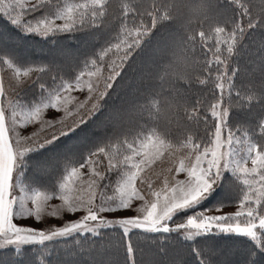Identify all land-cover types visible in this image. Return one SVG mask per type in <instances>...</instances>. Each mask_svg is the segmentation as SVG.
I'll return each mask as SVG.
<instances>
[{
    "label": "snow or ice",
    "instance_id": "obj_1",
    "mask_svg": "<svg viewBox=\"0 0 264 264\" xmlns=\"http://www.w3.org/2000/svg\"><path fill=\"white\" fill-rule=\"evenodd\" d=\"M225 4L228 7L231 6L230 0H225ZM102 7L98 0H89L87 3L57 10L51 18L49 15H44L37 19L35 24L29 20L22 30L26 34L46 36L52 31L69 32L92 26L100 27L106 24L103 19L105 17L98 15ZM16 8L22 9L25 15L41 10L50 12L52 9H58V0H35L28 7H25V0H14L9 3H3V0H0V12L9 16L13 26L21 24V14L12 16L9 12ZM130 14H133L131 20H129ZM130 14L127 17L122 15L118 19L125 24L126 28L131 24L134 29L140 30H121L116 36L117 42L111 43L99 53L101 61L109 53L114 56L108 63L109 73L103 78V87H95L91 80H83L84 73L76 77L75 87L80 88L86 84L92 103L90 107H85L88 101L78 104L75 119L71 121L67 119L73 115L67 107L72 98L66 94L73 87L71 83H64L55 93H49L47 102L37 103L30 111H18L19 105L12 100L0 101V264H16L15 256L23 255L22 249L25 246L40 245L47 248L45 242H51L57 237L71 238L74 234L85 239L88 238L87 234L103 236L104 233L101 230L104 229L120 230L119 235L125 238L126 242L128 264H135L134 248L130 242L131 235L161 234L156 239L165 236V240L168 241L173 239L172 234L179 236L181 230H183V239L189 241L197 236L220 233L250 238L251 243L242 253L233 249L222 254L220 250L210 246H194L191 249V255L198 264H264V241H259L257 236V230L264 232V130L259 125L258 117L256 124L251 127V132L253 136L261 138L259 147L257 143L251 141L245 144L241 137L231 131L225 141L222 138L223 129L229 127L230 114L227 119L222 116V89H219V96L213 93L214 100L219 99L220 103L210 105V115L216 121L213 137L207 142L197 138L204 143L203 148L201 143L196 147L193 142L194 146L184 149L178 157H169L168 154L165 155L167 152L164 150V145L150 130L145 132L143 129L140 131L127 129L120 133L123 139L115 136L109 138L117 140L116 148L112 143L96 146L94 149L89 148L87 160L81 162L79 168L72 167L64 178V182L59 185L58 198L63 201L68 212L75 213L83 208L86 215L49 231L31 226L21 227L13 222L14 218L31 216H35L36 222H39L46 202L53 198L41 191L28 194L21 185L19 175H22L26 168L35 167L38 171L46 170L44 165H34L30 159L31 154L54 144L61 137L70 136L76 132L77 128L87 125L89 119L102 115L105 105L101 102L107 97L108 90L113 88V83L121 75L130 57L149 36V32L143 27L144 17L139 14V11ZM55 19H62L64 23L54 28ZM253 29L264 30V20L258 21L249 31ZM174 37L176 41L175 33ZM18 42L19 38L14 33L0 29V65H7L9 69H12L17 63H26L20 60L12 49V46ZM201 43L207 44L206 41ZM260 47L264 48V41L260 42ZM91 64L96 66L97 61L92 60ZM213 64L217 66L214 71L218 72L219 63L213 61ZM99 71L100 69L97 68L96 72H89L87 75L91 78ZM16 73L20 74L19 68L16 69ZM27 74V72L24 73V75ZM44 87L45 85L41 83L42 94ZM5 95L3 82L0 81V96ZM49 107H62L65 119L56 120L53 117L46 121L42 120L41 114ZM201 119L207 121L208 117L199 115L197 124ZM37 120L41 123L38 130L32 131L29 135H20L18 126L27 130V125ZM240 131H245L243 125ZM225 142L228 145V151H222ZM234 144L240 147H233ZM64 159L72 160V154L64 156ZM162 159L169 160L172 165L178 163V166L157 172L153 165ZM249 160L251 167L246 166ZM86 166L89 168V176L85 181L77 184L76 181L81 176L80 169ZM173 170L175 173H186L187 179H175L170 175ZM225 172H230L236 179H242L244 187L239 191L233 184L235 193L233 199H238L239 210L234 214L208 215L209 209L205 208L187 215L186 222L174 221V217L178 214L197 209L222 180ZM14 173L18 174L15 182ZM113 173L120 176L119 183L114 187L110 183ZM162 175V183L156 186L153 177L158 181ZM17 187L22 193L20 196L13 195ZM133 201H143V204L130 216H119L118 210L132 212ZM28 202L32 207L28 206ZM223 206L224 203H220L212 207L219 210ZM102 213H109V218H104L100 215ZM170 222L174 226L170 227ZM134 230H140V232L134 233ZM146 239H150L149 235H146ZM252 241L257 243L253 244ZM8 249L15 251L8 252ZM216 257L220 259H214ZM177 264H184V262L178 261Z\"/></svg>",
    "mask_w": 264,
    "mask_h": 264
},
{
    "label": "trees",
    "instance_id": "obj_2",
    "mask_svg": "<svg viewBox=\"0 0 264 264\" xmlns=\"http://www.w3.org/2000/svg\"><path fill=\"white\" fill-rule=\"evenodd\" d=\"M63 1L64 0H58V8L62 5ZM75 1L78 2V0ZM79 1L81 3L85 1L89 2V0ZM121 3L122 0H110L109 11L112 15L122 17L123 9ZM135 6L140 8L142 4L138 2ZM55 10L58 9H52L50 12L41 10L36 13L24 14V16H20L21 24L19 26L11 25L9 16L0 12V29L11 31L19 38V42L12 46V49L20 60L26 62L24 64L17 63L14 68L25 70L28 73L27 78L22 79V81L18 83L14 93H18L24 103L30 106L38 103L43 97L47 98L49 93H55V91L61 87L63 79L73 81L78 73L86 69L92 56H99L103 48L110 46L111 43L117 42L116 36L121 32L120 19L113 20L111 15L103 18L106 24L100 27L92 26L87 29L76 31L55 32L52 34L49 33L46 36L40 34H26L23 32V26L29 20L33 22L34 19H40L44 15H49L50 17L55 14ZM17 13L19 12H16V14ZM16 14L11 12L12 16ZM132 15L133 14L129 15V20L132 19ZM232 15L235 17V10H233ZM144 20L148 27H151V18L144 17ZM242 22L246 24L247 20L243 19ZM129 26L132 25L130 24ZM261 41H264V30L253 29L246 34L243 43L250 50L259 52L260 50H264V48L260 47ZM174 43L173 26L169 23H158L157 26L151 30L149 36L142 41L140 48L130 57L124 69L121 71V75L117 77L113 89L109 92L105 100V107L102 110L103 114L94 119L96 122L90 126V129L91 127L98 129L95 131L93 137L87 139L83 143H78V149L75 148V151H70L66 143L71 141L72 137L79 135L81 130L78 131V128L76 130L77 132L72 133L70 136L61 137L54 144L32 153L30 159L34 162V165H41L42 163L46 166L47 171L41 173L36 171L37 169L35 167L26 168L23 172V181L30 186L37 185L44 188L45 191L57 190L61 180L60 174L68 167V164H73V162L81 163L82 160L80 159L85 158V154L88 152L89 148L94 149L96 146H104V144L108 143L107 140L109 136L104 139V133L116 131L117 129L125 131L130 128L135 131L143 129L147 132L150 130L153 126L152 122L143 116L137 115L136 108L146 100L149 94H154L153 89L157 87L154 79L157 69L160 62L166 58ZM76 44L82 45V48L75 49ZM196 44L198 55L204 59H208V57L212 59L211 49L213 48L214 41L207 43V47H205V45L199 41V37H197ZM61 50H64L66 55H64ZM113 58V54L109 53L108 56L104 57L103 61L100 60V57L97 60V62L101 64L105 75L109 73L108 63ZM29 69L31 70L29 71ZM0 71L4 88H8L12 83H15V76H13L12 80L10 79V75L14 73L13 68L9 69L7 65H0ZM209 72L214 73L211 68ZM41 83L45 85L43 94L40 88ZM214 92L216 96H219L218 89H216L214 85H193L192 89L188 92V98L192 105H196L198 102L203 101L199 115L201 117L205 115L208 117L207 121L201 119L200 123L196 125L197 138H202L204 136L207 138L208 134V136L211 137L210 133L213 129H209V124L213 123L214 119L210 115V105L215 102L213 98ZM230 98L235 101V94H232ZM125 100H129L128 104ZM120 105H123L122 110H119ZM230 110L231 115L229 119L232 124L239 128H241V125H244L247 131H251V127L256 124L257 118L261 114V110L255 106L252 111H238L235 108ZM120 122L127 123L128 125H126V127L118 125L120 128H116L117 126L115 124ZM106 123H113L114 128L108 130L99 128ZM89 124L91 123H87V125ZM205 124H207V128H205ZM249 125H251V127H249ZM86 131L87 129L84 130V132ZM89 132L92 133L91 131ZM170 136L173 140L176 139L175 133H170ZM255 138L258 145H260L261 138ZM200 140L201 139H197V141L194 142H200ZM208 140L204 139L205 142ZM202 144L204 143H201V146H203ZM72 146L76 147L73 144ZM69 154H72L75 161L70 162V160L64 159V156ZM52 158L55 159L54 163ZM58 169L59 174L56 173ZM115 178L116 176L113 175L111 177V182H115ZM197 209L203 210L204 204H201ZM197 209L189 210L187 213H180L178 216L183 217L182 219H186L187 215H190ZM175 218L176 217H174V219ZM115 231L116 230L112 229H104L102 230L104 233L103 236L93 237L87 235V239L80 236H73L61 241V243L60 241L49 242L46 244L47 248L39 245L26 246L22 249L23 255L15 256L16 264H60L57 258L68 256L69 254H67V252L70 253L73 249L78 247V249H83V251L79 253V251L74 250L76 252L74 254V259H70V256L67 258L70 264H128L126 243H118L117 247L108 245V248L110 247L111 250L115 251L114 255L116 259L113 261H107L100 255V252H108V248L100 247V244L108 243V239L114 236ZM139 232L140 230H134V233ZM146 235H149L150 239H146ZM159 235L161 234L131 235L130 242L134 248V258L138 260L136 264H138V262H141V264H159V260L160 264H177L178 261H183L184 264H198L191 255V249L194 246H210L213 249L220 250L222 254H225L233 249H237L242 253L245 251L246 246L251 243L249 238L247 239L243 236L223 233L202 235L190 241L184 240L182 234H179V236L177 234H172L173 239L168 241L165 240V236H160L157 240L156 238ZM121 239L124 240L123 237ZM116 242L118 241L112 243ZM135 242H138L137 246L139 247H135ZM162 250L163 254L159 257V255H161L160 251ZM7 251L14 252L15 250L8 249ZM168 251L179 254L177 256H169V254H166ZM151 253L153 254L152 256ZM98 255H100V257L94 259ZM157 257L159 259L155 260L154 258ZM5 259H7V257H5ZM214 259L219 260L220 257Z\"/></svg>",
    "mask_w": 264,
    "mask_h": 264
},
{
    "label": "clouds",
    "instance_id": "obj_3",
    "mask_svg": "<svg viewBox=\"0 0 264 264\" xmlns=\"http://www.w3.org/2000/svg\"><path fill=\"white\" fill-rule=\"evenodd\" d=\"M98 2L103 6L98 15L118 19L109 11L110 0ZM138 2L142 4L140 8L135 6ZM230 4L231 7L226 6L225 0H122L123 16L139 11L141 16L151 18V27L146 22L143 24L149 33L156 24L164 22L171 24L176 34L174 45L154 77L157 84L154 94H149L136 108L137 115L152 122L150 131L164 145L169 157H178L197 141V117L202 103H190L188 92L193 85H214L229 96L228 104L223 107L224 119L232 108L252 111L255 106L264 110V50L253 51L243 43L249 29L264 20V0H230ZM243 19L247 20L246 24ZM129 25L126 28L121 23L120 29L140 30ZM197 37L200 42L214 41L212 59L197 54ZM213 61L220 65L215 73L209 72ZM232 94L235 101L230 98ZM214 103L219 104V99ZM258 122L264 130V111ZM170 133L176 134L175 140Z\"/></svg>",
    "mask_w": 264,
    "mask_h": 264
},
{
    "label": "rangeland",
    "instance_id": "obj_4",
    "mask_svg": "<svg viewBox=\"0 0 264 264\" xmlns=\"http://www.w3.org/2000/svg\"><path fill=\"white\" fill-rule=\"evenodd\" d=\"M9 2H14V0H3V3H9ZM34 2H35V0H25V7L30 6ZM87 2L88 1H85L84 3H87ZM78 4H82V3L79 0H78V2L75 1V0H64L62 2V5L58 8V10H62L64 8H66V7L73 6V5H78ZM56 11L57 10H55L54 13ZM9 12H12L13 14H16V12H19L21 14V16H24L23 10L20 9V8H16L14 11L13 10H9ZM51 16H50V18H51ZM36 20L37 19H34L33 22L32 21L31 22L33 24H35ZM63 23H64V21L62 19H55L54 22H53V27L55 28V26L62 25ZM77 27H79V25ZM55 32L56 31H52V32H49V33L52 34V33H55ZM80 47L82 48V45L76 44L75 49L80 48ZM61 51L63 52L64 55H66L64 50H61ZM98 59H99L98 55L92 56V58H90V60H89V63H88V66L86 67V69L81 71L80 73H78L77 76H79L81 73H84L83 80H85V81L91 80V82L93 83V85L95 87L102 88L103 87V78L106 77L108 74H106V75L104 74L103 68L101 67V64L99 62H97L96 66H93L91 64L92 60H96L97 61ZM208 59H210V57H208ZM215 67H217V66L215 64H213L211 69L214 71ZM97 68H99L100 71L96 75H94L91 78H89L87 73L96 72ZM16 69L17 68H13L14 73H13V75H10V79L11 80H12L13 76H15L14 77L15 83H12L10 87L5 88L6 95L5 96H0V101L12 100V101H14L15 103H17L19 105L18 111H21V112L30 111L36 106L37 103L34 104V105H31V106L27 105V104L24 103L23 99L20 97V95L18 93H14L18 83L20 81H22V79L27 78V75H24V73L27 72V71L19 69L20 74L17 75ZM229 71H231V66L229 67ZM214 73H215V71H214ZM75 79L73 81L72 80L63 79L62 80V84H61V86L64 83L73 84L72 89L68 93H66L69 97L72 98L70 103L67 105L69 111H71L73 113L72 116L67 117V119L69 121H71L72 119L76 118L75 110H76V107H77L78 104L83 103L85 101H88V103L85 105V107H90V105L92 103V100L89 99V90H88L86 84L83 87L77 88V87H75ZM0 81L3 82L1 71H0ZM115 83H116V81L113 83V87H114ZM112 89L108 90V94H109V92ZM218 92H219V95H220V90L219 89H218ZM107 97H108V95H107ZM107 97L105 98V100L107 99ZM48 98H49V96L47 98L43 97L42 100H40L39 102H47ZM228 99H229L228 95L226 93H223L222 107H224V106H226L228 104ZM105 100L101 102L104 105H105ZM128 101L129 100H125V102L127 104H128ZM122 106L123 105H120L119 110H122V108H123ZM81 111H83V110H81ZM230 115H231V110H230ZM6 116H7V114H6ZM98 116H100V115H98ZM98 116L93 117L92 119L88 120V123H91V124L85 125V126L82 125L79 129L77 128L78 131L81 130L79 135L78 136L76 135L77 137L76 136L72 137L71 141L66 143V145L69 146L70 151H75V148L78 149V143H83L87 139H91L93 137L95 131H97L98 129H96L94 127H91V129H90V126L94 122H96V120H94V119H96ZM53 117H55L56 120L65 119L64 109L62 107H58V108L49 107V108L45 109L43 111V113L41 114V119L45 120V121L49 120V119H52ZM229 118H230V116H229ZM215 122L216 121L214 119V122L211 123V119H210V123L211 124H209V129L210 130H211V128L213 129L211 131V133H210L211 137L208 136L209 134L207 135V138L205 136L202 137L203 142L206 141V140L204 141V139L208 140V139L213 137ZM6 123H7V119H6ZM115 125L117 126L116 128H120L119 126H125L126 127V125H128V124L120 122V123H117ZM228 125H229L228 128L223 129L222 138L225 141L227 140V135H228L229 131H231V132L235 133L236 135H238L239 137H241L245 141V144L247 142H249V141L257 143L256 138L253 136L251 131H247V134H246L245 131H240V128L239 127H235L232 124V122L230 121V119H228ZM113 126H114L113 123H111V124L110 123H108V124L106 123V124H103L99 128L102 129V130H104V129L108 130V129L114 128ZM40 127H41V123H40L39 120H37L34 123L28 124L27 125V130L24 127H20V126H18L17 130L20 132V135L23 136V135L31 134L32 131L38 130ZM85 129H87L86 132H84ZM89 131H91L93 134L90 133ZM122 131L123 130H121V129H117L116 131H109V133H104L103 137H104V139H106L107 136H109V138H112L114 136L115 137L118 136L120 139H122L123 136H120V133ZM80 134H82V135H80ZM9 135H10V138H11L12 134L10 133ZM109 138L107 140L108 143H112L113 147L116 148L117 147V140L116 139H111L110 140ZM202 140H200L201 143H202ZM72 144L75 145L76 147L72 146ZM202 145L204 146V144H202ZM257 145H258V143H257ZM203 146H202V148H203ZM233 147H240V145H235L234 144ZM258 147H259V145H258ZM222 151H228V145H227L226 142H225V144H224V146L222 148ZM165 155L167 156V153ZM87 158L88 157H87V153H86L85 154V158L80 159V160H82V162H84V160H87ZM52 159H53V163H54L55 159L54 158H52ZM77 159H79V158H77ZM73 161H75V158L70 160V162H73ZM104 162L106 163V160ZM78 163L73 162V164H68V167H66L62 171V173L60 174L61 180L59 182V185L64 182V178L67 176L68 172H70L72 167L79 168L80 163L79 164ZM41 165H44V164L41 163ZM176 166H178V163L176 165H172L169 160L162 159L160 161H157V163L155 165H153V168H155L157 172H162V171L166 170L168 167H173V169H174ZM246 166L247 167H251L252 166L250 160L248 161ZM36 171H38V170H36ZM45 171H47V169ZM38 172L42 173L43 171H38ZM56 173L59 174V169L56 170ZM80 173H81V176H80V179L76 181L77 184H79L81 181H85L88 178V176H89V168L87 166L84 167V168H81L80 169ZM17 175H18L17 173H14V182H15V179H16ZM113 175L116 176V178H115L116 180H115V182H111L110 181V183L114 187L115 185H117L119 183L120 176L117 175L116 173H113V174H111V177ZM170 175L174 176L175 179H177V180L187 179L186 173H175L174 170H173V172ZM19 179H20L21 185L23 186V188L25 189V191L28 194H32V193H34L36 191H41V192H44L45 194L51 195L53 198L46 202V204L44 206V211L41 213L39 222H36V217L35 216L26 217V218H14L13 222L16 223L17 226H21V227H23V226H31V227H34V228H37V229H43L44 231H49V230L54 229L55 227L63 226L64 224H66L68 222H71V221H74L75 219H77L79 217H82L83 215L87 214L86 211L83 208L79 209L75 213L68 212L67 208L64 206L63 201L58 198L59 197V191H60L59 187H58L57 190L45 191L44 188H41V187H39L37 185H35V186L28 185V183L23 181V174L19 175ZM153 180H154L156 186H159L162 183V181H163V175L160 177V180H158V181L155 180V177H153ZM233 184H234V186H235L237 191H239L240 188L244 187L243 184H242V179H236L235 177L232 176V174L230 172H225L222 180L214 187L212 192L207 196V198L202 203V204H204V209L205 208L209 209V211L207 212L208 215L234 214L235 211L239 210V201H238V199H233L234 195H235L234 190H233ZM21 194L22 193H21L19 187H17V189L13 192V195H16V196H20ZM240 195L242 196V193H240ZM220 203H224V206L221 207L219 210H217L216 208L212 207V206H215V205L220 204ZM142 204H143V201H133L132 212H123V211H119L118 210V215L121 216V217L130 216L133 213H135L136 209L139 208ZM28 206L32 207L30 202H28ZM195 211H200V210L197 209ZM193 212L191 214H193ZM53 213H55V215H53ZM100 215H102L104 218H109V216H110L109 213H102ZM182 218L183 217L177 215L176 218L174 219V221L177 222V223L186 222V219H182ZM92 223H95V222H92ZM172 226H174V224H172L170 222V227H172ZM112 230H116L114 236L112 238L110 237L108 239V243L100 244V247L108 248V245H110V246L112 245L114 247H117L118 243L119 244L126 243L125 242V238L123 240V239H121L122 236L119 235V231L120 230H118V229H112ZM180 234L183 235V230H181ZM87 235H91L93 237L94 236H98L97 234H87ZM116 235H118V236H116ZM73 236H76V235L74 234ZM257 236H258V240L259 241H264V232H262L260 230H257ZM197 237H200V236H197ZM197 237H195L194 239H196ZM66 239H68V238L57 237L51 242L60 241V243H61V241H64ZM114 241H118V242L112 243ZM121 241H122V243H121ZM47 243H49V242H45V244H47ZM253 243L255 244V243H257V241H253ZM134 245H135V247H139V246H137L138 242H135ZM78 248H76L77 250L73 249L70 253L67 252V254H69L68 256L57 258V259H59L60 264H70L69 260H67V258H69V256H70L71 257L70 259H74V254L76 253L75 251H79V253L81 251H83V249H78ZM160 252H161V255H159V257L162 256L163 250L160 251ZM114 253H115V251L111 250L110 247H109L108 248V252H106V253H105V251L100 252V255H102L103 258L105 260H107V261H109V260L113 261V260L116 259ZM166 254H169V256L170 255L171 256L172 255H174V256L176 255L177 256L179 253H176V252H173V251L171 253V251H168V252H166ZM100 255H98L94 259H98L100 257ZM152 255L153 254L151 253V256ZM93 256H95V255H93ZM154 259L158 260L159 258L157 257V258H154ZM134 260H135V258H134ZM137 261L138 260H135V264L137 263ZM138 264H141V262H138ZM159 264H160V260H159Z\"/></svg>",
    "mask_w": 264,
    "mask_h": 264
}]
</instances>
